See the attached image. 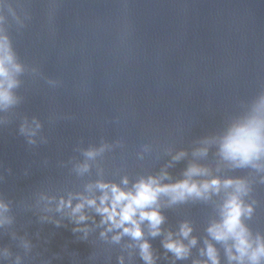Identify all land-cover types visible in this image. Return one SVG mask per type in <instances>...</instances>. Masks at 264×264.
Here are the masks:
<instances>
[{"label": "clouds", "instance_id": "obj_1", "mask_svg": "<svg viewBox=\"0 0 264 264\" xmlns=\"http://www.w3.org/2000/svg\"><path fill=\"white\" fill-rule=\"evenodd\" d=\"M15 23L18 29L25 26V20L19 18ZM8 29L9 25L5 26L0 19V130L8 128L18 117L16 109L23 103V97L18 93L23 84L21 78L42 76L37 66L21 61ZM46 83L56 88L60 81L49 78ZM55 119L52 116L49 122L54 123ZM42 129L39 118L20 117L18 134L29 148L48 143ZM215 142V139L205 138V146L195 149L193 156L207 157L209 146ZM123 147L122 139L114 142L101 139L98 145L78 146L76 151L82 160L74 165L75 174L79 177L90 174L96 161ZM173 148L171 144L163 147V154L171 156V160L158 174L141 175L134 181L125 174L117 182L104 179V170L97 165L100 178L87 183L84 192H68L59 197L40 193L34 204L20 202L17 208L37 216L41 225L59 228L71 224L72 233L79 241L88 242L98 233L93 244L120 246L122 254L117 257L118 264H125L124 253L128 261L138 254L143 264H157L159 256L150 241L162 237L164 258L168 259L170 253L172 264H175V261L188 260L192 256L199 237L193 235L194 229L188 220L181 221L177 231L165 229L167 218L163 209L190 202L207 204L218 198L219 219L207 226L204 246L199 249L198 256L192 258V264H221L216 245L223 247L227 264H264V233L254 232L247 223L253 218L256 205L254 199L248 202L253 185L249 177L222 176L219 167L213 174L209 167L191 163L182 178L173 180L167 169L188 154L181 149L172 155ZM152 153L153 146L143 144L137 159L143 161ZM218 155L230 170H251L259 176V183L264 184V91L259 93L252 114L237 117L227 133L219 138ZM11 171L8 168L0 173V184L6 183ZM16 222L13 202L0 193V238H10L20 250L14 253L11 246L0 245V261L4 264H25L35 247L27 233L19 234ZM36 235L39 238V233ZM96 259V253L89 257L91 261ZM42 264H51V261Z\"/></svg>", "mask_w": 264, "mask_h": 264}]
</instances>
